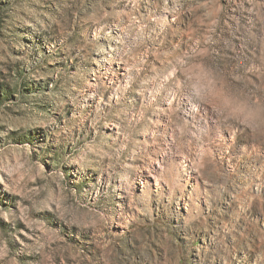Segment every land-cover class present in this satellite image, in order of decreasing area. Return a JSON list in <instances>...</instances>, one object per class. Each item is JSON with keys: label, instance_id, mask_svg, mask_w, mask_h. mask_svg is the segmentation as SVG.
I'll use <instances>...</instances> for the list:
<instances>
[{"label": "clouds", "instance_id": "9594fccd", "mask_svg": "<svg viewBox=\"0 0 264 264\" xmlns=\"http://www.w3.org/2000/svg\"><path fill=\"white\" fill-rule=\"evenodd\" d=\"M0 264H264V0H0Z\"/></svg>", "mask_w": 264, "mask_h": 264}]
</instances>
